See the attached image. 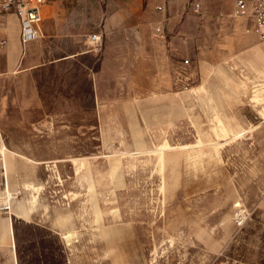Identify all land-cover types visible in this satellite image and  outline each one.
<instances>
[{
  "label": "rangeland",
  "instance_id": "rangeland-1",
  "mask_svg": "<svg viewBox=\"0 0 264 264\" xmlns=\"http://www.w3.org/2000/svg\"><path fill=\"white\" fill-rule=\"evenodd\" d=\"M44 2L45 64L0 75V125L68 235L15 221L19 263L264 264V42L234 0Z\"/></svg>",
  "mask_w": 264,
  "mask_h": 264
},
{
  "label": "crops",
  "instance_id": "crops-1",
  "mask_svg": "<svg viewBox=\"0 0 264 264\" xmlns=\"http://www.w3.org/2000/svg\"><path fill=\"white\" fill-rule=\"evenodd\" d=\"M196 4H198V7L199 3ZM42 27L43 22L41 25V34ZM0 34H2V38L0 39V60L3 61V66L1 68L2 72H0V75L18 74L45 64V59H41L38 65L26 66L29 58V53L26 48L32 44L40 43V45H43L45 38H41L40 34L37 39L22 44L18 35V23L13 15L7 14L0 17ZM53 36L55 37L57 35H52V38ZM13 51H16L18 56L14 59V61L7 63V60L10 58L9 55H11V52ZM46 53V50L42 49L38 57L46 55ZM76 56L77 54L63 56L52 55L47 63L69 61L75 59ZM103 73V68L88 73L95 108L103 106L98 99V92L100 90L98 78ZM198 87L201 92L207 91V87L205 85H200ZM236 91L241 93L238 88ZM185 92L186 90H179L171 95H167V97L149 96V98L145 100H137L135 103L131 102L130 104L136 108H139L140 106H146L154 109L161 107H173L176 105L172 104L171 98L178 94L179 101L176 104H178V107H181L182 103L184 104L186 101L185 95H182V93L186 94ZM227 103L228 106L233 109L241 108L242 106H249V102L243 100L236 101L233 99V101H227ZM236 116L239 117L238 114L233 115V117ZM256 116L261 117L260 115ZM242 117L247 120L245 116ZM37 122L38 121L35 123ZM29 155L30 153H27L19 148H15L10 144L8 135L2 131V127L0 125V264H20L17 251L16 230L14 228L15 221L33 223L47 228L60 238L64 248L66 249L65 237L68 235V230H63V214H50V219L48 221L44 219V215L46 214H44L43 188L46 181L44 182V180L37 178L36 171L41 166L39 164L40 162L29 158ZM72 164L73 163L71 162V165ZM72 168L74 170L73 172H76L74 166ZM80 168L81 166L79 167V170H83ZM62 189L64 188L62 187ZM66 191L67 194L70 192V190L67 189ZM64 196L65 198H68L66 195H62L63 198ZM66 203L68 202L66 201ZM66 244L68 243L66 242Z\"/></svg>",
  "mask_w": 264,
  "mask_h": 264
},
{
  "label": "built area",
  "instance_id": "built-area-1",
  "mask_svg": "<svg viewBox=\"0 0 264 264\" xmlns=\"http://www.w3.org/2000/svg\"><path fill=\"white\" fill-rule=\"evenodd\" d=\"M44 3V0H0V17L7 14L15 17L22 44L40 36ZM234 15L248 20L258 40L264 42V0H235ZM155 30L159 32L160 27Z\"/></svg>",
  "mask_w": 264,
  "mask_h": 264
},
{
  "label": "trees",
  "instance_id": "trees-1",
  "mask_svg": "<svg viewBox=\"0 0 264 264\" xmlns=\"http://www.w3.org/2000/svg\"><path fill=\"white\" fill-rule=\"evenodd\" d=\"M14 228H15V226H14Z\"/></svg>",
  "mask_w": 264,
  "mask_h": 264
}]
</instances>
